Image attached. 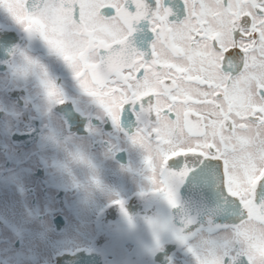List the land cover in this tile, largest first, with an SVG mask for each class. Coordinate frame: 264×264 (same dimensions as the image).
<instances>
[{"label": "snow or ice", "instance_id": "obj_1", "mask_svg": "<svg viewBox=\"0 0 264 264\" xmlns=\"http://www.w3.org/2000/svg\"><path fill=\"white\" fill-rule=\"evenodd\" d=\"M0 14L10 25L0 40L14 29L38 44L37 56L10 55L37 78L48 111L69 98L42 58L70 74L78 104L54 142L83 114L86 132L111 124L142 151L141 197L177 210L180 187L203 186L199 220L144 217L153 254L167 234L194 264H264V0H0ZM69 155L91 167L79 147ZM111 203L131 225L125 202Z\"/></svg>", "mask_w": 264, "mask_h": 264}, {"label": "flooded vegetation", "instance_id": "obj_2", "mask_svg": "<svg viewBox=\"0 0 264 264\" xmlns=\"http://www.w3.org/2000/svg\"><path fill=\"white\" fill-rule=\"evenodd\" d=\"M9 27L0 14V35ZM11 36L0 40V264H167L166 257L173 264H194L167 234L161 236L163 251L153 254L144 217L190 213L198 220L201 202L207 201L203 186L180 187L177 210L151 195L141 197L148 189L142 151L111 124L93 121L100 131L86 132L83 114L54 142L55 124L73 115L78 104L70 74L59 62L42 58L69 98L48 111L37 78L19 73L21 58L10 55L20 47L37 56L38 44L14 29ZM63 145L69 151L79 147L91 167L74 161ZM116 198L125 202L131 225L111 203Z\"/></svg>", "mask_w": 264, "mask_h": 264}, {"label": "water", "instance_id": "obj_3", "mask_svg": "<svg viewBox=\"0 0 264 264\" xmlns=\"http://www.w3.org/2000/svg\"><path fill=\"white\" fill-rule=\"evenodd\" d=\"M189 185V184H188ZM201 205H202V207H203V209H205L206 207H207V201H202L201 202ZM199 216V219L201 218V217H203L204 216V210L201 212V214L200 215H198ZM198 219V220H199ZM221 222V223H220ZM218 223H220V224H224V223H228L227 221H223V220H220V221H218Z\"/></svg>", "mask_w": 264, "mask_h": 264}]
</instances>
